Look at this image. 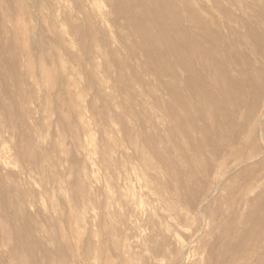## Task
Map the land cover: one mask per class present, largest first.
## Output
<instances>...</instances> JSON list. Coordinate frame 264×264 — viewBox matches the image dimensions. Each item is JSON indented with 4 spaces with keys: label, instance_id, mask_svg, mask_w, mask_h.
Returning a JSON list of instances; mask_svg holds the SVG:
<instances>
[{
    "label": "rangeland",
    "instance_id": "1",
    "mask_svg": "<svg viewBox=\"0 0 264 264\" xmlns=\"http://www.w3.org/2000/svg\"><path fill=\"white\" fill-rule=\"evenodd\" d=\"M263 141L264 0H0V264H264Z\"/></svg>",
    "mask_w": 264,
    "mask_h": 264
},
{
    "label": "bare ground",
    "instance_id": "2",
    "mask_svg": "<svg viewBox=\"0 0 264 264\" xmlns=\"http://www.w3.org/2000/svg\"><path fill=\"white\" fill-rule=\"evenodd\" d=\"M263 119V118H262ZM261 120V119H260ZM261 122V121H260ZM262 130V129H261ZM260 130V131H261ZM261 135V134H260ZM262 136V135H261ZM259 138V137H258ZM261 138V137H260ZM263 139V138H262ZM264 142V141H263ZM256 158H258V157H256ZM261 210V209H260ZM258 211V210H257ZM260 214H261V212H260ZM254 237V236H253ZM244 244V243H243ZM261 244V243H260Z\"/></svg>",
    "mask_w": 264,
    "mask_h": 264
}]
</instances>
